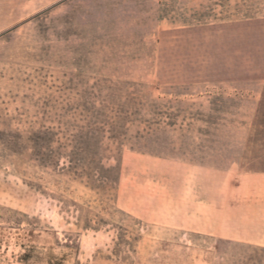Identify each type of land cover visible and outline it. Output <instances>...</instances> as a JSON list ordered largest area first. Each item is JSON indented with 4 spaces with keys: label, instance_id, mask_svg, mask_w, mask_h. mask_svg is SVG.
<instances>
[{
    "label": "rangeland",
    "instance_id": "374dc122",
    "mask_svg": "<svg viewBox=\"0 0 264 264\" xmlns=\"http://www.w3.org/2000/svg\"><path fill=\"white\" fill-rule=\"evenodd\" d=\"M0 264H264V0H0Z\"/></svg>",
    "mask_w": 264,
    "mask_h": 264
},
{
    "label": "crops",
    "instance_id": "0c3cea01",
    "mask_svg": "<svg viewBox=\"0 0 264 264\" xmlns=\"http://www.w3.org/2000/svg\"><path fill=\"white\" fill-rule=\"evenodd\" d=\"M237 213L232 215L229 219V228H230V231H232L234 235L233 236L231 234L229 238L239 237L238 239H244L248 242L261 243L260 236L262 232L260 230L261 229L260 223H253L243 218L242 220H240V213L239 214ZM215 230H217L216 232L217 235L225 236L223 235L220 229L216 228Z\"/></svg>",
    "mask_w": 264,
    "mask_h": 264
}]
</instances>
